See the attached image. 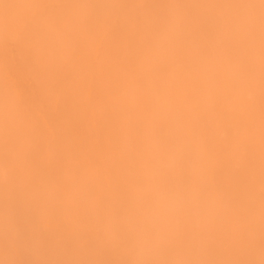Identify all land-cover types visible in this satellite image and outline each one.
<instances>
[{"label":"clouds","instance_id":"9594fccd","mask_svg":"<svg viewBox=\"0 0 264 264\" xmlns=\"http://www.w3.org/2000/svg\"><path fill=\"white\" fill-rule=\"evenodd\" d=\"M0 264H264V0H0Z\"/></svg>","mask_w":264,"mask_h":264}]
</instances>
